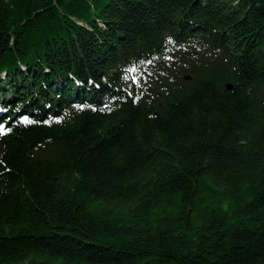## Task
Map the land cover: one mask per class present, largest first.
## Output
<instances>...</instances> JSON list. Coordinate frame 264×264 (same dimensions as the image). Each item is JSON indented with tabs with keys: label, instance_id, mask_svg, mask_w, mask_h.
I'll return each mask as SVG.
<instances>
[{
	"label": "trees",
	"instance_id": "16d2710c",
	"mask_svg": "<svg viewBox=\"0 0 264 264\" xmlns=\"http://www.w3.org/2000/svg\"><path fill=\"white\" fill-rule=\"evenodd\" d=\"M0 108V264H264V0H0Z\"/></svg>",
	"mask_w": 264,
	"mask_h": 264
},
{
	"label": "snow or ice",
	"instance_id": "6c2138e0",
	"mask_svg": "<svg viewBox=\"0 0 264 264\" xmlns=\"http://www.w3.org/2000/svg\"><path fill=\"white\" fill-rule=\"evenodd\" d=\"M0 111H3V109H0ZM24 121H25L26 123L31 122V121L28 120L27 117H24ZM3 131H5V129H4L2 126H0V132H3Z\"/></svg>",
	"mask_w": 264,
	"mask_h": 264
},
{
	"label": "water",
	"instance_id": "95a60500",
	"mask_svg": "<svg viewBox=\"0 0 264 264\" xmlns=\"http://www.w3.org/2000/svg\"><path fill=\"white\" fill-rule=\"evenodd\" d=\"M232 89H233L232 85H229V84H228V85H227V90H228V91H231Z\"/></svg>",
	"mask_w": 264,
	"mask_h": 264
},
{
	"label": "rangeland",
	"instance_id": "374dc122",
	"mask_svg": "<svg viewBox=\"0 0 264 264\" xmlns=\"http://www.w3.org/2000/svg\"><path fill=\"white\" fill-rule=\"evenodd\" d=\"M209 203V202H208Z\"/></svg>",
	"mask_w": 264,
	"mask_h": 264
}]
</instances>
